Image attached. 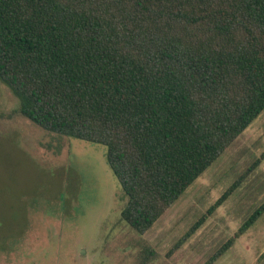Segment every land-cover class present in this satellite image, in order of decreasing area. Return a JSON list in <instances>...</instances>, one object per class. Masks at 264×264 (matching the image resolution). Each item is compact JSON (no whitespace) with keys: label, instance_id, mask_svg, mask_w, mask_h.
Segmentation results:
<instances>
[{"label":"trees","instance_id":"trees-1","mask_svg":"<svg viewBox=\"0 0 264 264\" xmlns=\"http://www.w3.org/2000/svg\"><path fill=\"white\" fill-rule=\"evenodd\" d=\"M0 83L13 114L105 148L120 218L141 236L264 111V0H0ZM263 214L264 202L205 264ZM154 256L144 247L136 264Z\"/></svg>","mask_w":264,"mask_h":264},{"label":"rangeland","instance_id":"rangeland-1","mask_svg":"<svg viewBox=\"0 0 264 264\" xmlns=\"http://www.w3.org/2000/svg\"><path fill=\"white\" fill-rule=\"evenodd\" d=\"M0 83V264H205L264 202V160L177 250L183 234L264 151V111L139 236L120 218L105 148L46 132L13 114ZM214 264H264V214Z\"/></svg>","mask_w":264,"mask_h":264}]
</instances>
